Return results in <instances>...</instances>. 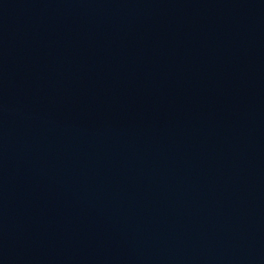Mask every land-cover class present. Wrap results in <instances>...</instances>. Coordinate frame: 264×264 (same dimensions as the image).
<instances>
[{"label":"water","instance_id":"1","mask_svg":"<svg viewBox=\"0 0 264 264\" xmlns=\"http://www.w3.org/2000/svg\"><path fill=\"white\" fill-rule=\"evenodd\" d=\"M0 264H264V0H0Z\"/></svg>","mask_w":264,"mask_h":264}]
</instances>
